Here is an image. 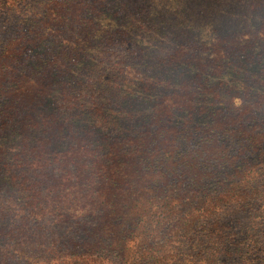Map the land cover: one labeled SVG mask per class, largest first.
<instances>
[{"label": "trees", "instance_id": "trees-1", "mask_svg": "<svg viewBox=\"0 0 264 264\" xmlns=\"http://www.w3.org/2000/svg\"><path fill=\"white\" fill-rule=\"evenodd\" d=\"M201 1L0 0V264H229L226 210L264 195V22L174 31Z\"/></svg>", "mask_w": 264, "mask_h": 264}, {"label": "rangeland", "instance_id": "rangeland-1", "mask_svg": "<svg viewBox=\"0 0 264 264\" xmlns=\"http://www.w3.org/2000/svg\"><path fill=\"white\" fill-rule=\"evenodd\" d=\"M32 1V5L37 7L43 0ZM216 7L221 12L218 23L214 19ZM3 16L7 17L6 13H0V21H3ZM246 17L251 18L250 24L260 28L264 22V0H214V4L210 8L206 6L205 0H202L193 9L190 7L185 11L182 17L178 15L173 20L174 31L180 30L179 24L184 26V31L197 32L198 29H205L207 34L218 33L216 29L222 24L221 32L243 30L251 27L246 24L248 23L245 21ZM188 71L189 69H186V72ZM261 160L264 163V156ZM261 170L264 175V165ZM262 179L264 181V176ZM258 200L251 205V208L238 206L236 209L231 207L226 210V217H229L233 212L235 221L239 222L238 226L249 229L248 232H244L238 228V234L241 237L237 240L243 238V241L231 244L230 247L235 250L234 257L224 255V260L229 264H264V195Z\"/></svg>", "mask_w": 264, "mask_h": 264}]
</instances>
